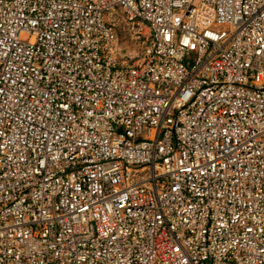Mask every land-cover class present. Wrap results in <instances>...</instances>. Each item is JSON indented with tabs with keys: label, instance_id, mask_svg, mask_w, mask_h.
<instances>
[{
	"label": "built area",
	"instance_id": "built-area-1",
	"mask_svg": "<svg viewBox=\"0 0 264 264\" xmlns=\"http://www.w3.org/2000/svg\"><path fill=\"white\" fill-rule=\"evenodd\" d=\"M0 264H264V0H0Z\"/></svg>",
	"mask_w": 264,
	"mask_h": 264
},
{
	"label": "rangeland",
	"instance_id": "rangeland-1",
	"mask_svg": "<svg viewBox=\"0 0 264 264\" xmlns=\"http://www.w3.org/2000/svg\"><path fill=\"white\" fill-rule=\"evenodd\" d=\"M117 34L120 45L126 56H131L133 59L137 54H140V40L135 38V35L129 34L126 26L120 24L117 28Z\"/></svg>",
	"mask_w": 264,
	"mask_h": 264
}]
</instances>
